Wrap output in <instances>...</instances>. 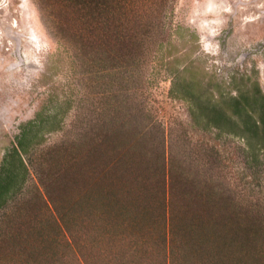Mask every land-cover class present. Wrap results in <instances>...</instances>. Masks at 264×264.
Instances as JSON below:
<instances>
[{"label": "rangeland", "instance_id": "1", "mask_svg": "<svg viewBox=\"0 0 264 264\" xmlns=\"http://www.w3.org/2000/svg\"><path fill=\"white\" fill-rule=\"evenodd\" d=\"M136 1L138 23L101 24L80 0H0V166L42 106H73L0 214V264H264V171L151 75L163 25H181L208 76L254 70L264 86V0Z\"/></svg>", "mask_w": 264, "mask_h": 264}, {"label": "trees", "instance_id": "2", "mask_svg": "<svg viewBox=\"0 0 264 264\" xmlns=\"http://www.w3.org/2000/svg\"><path fill=\"white\" fill-rule=\"evenodd\" d=\"M80 1L87 11L96 14L101 24L108 23L116 10L122 14L125 22L132 23L134 20L138 23L140 19L136 0ZM163 26L158 35L161 40H158L151 62V75L159 77L163 69L164 77L171 81L169 97L186 105L194 126L211 134L219 144L235 143L244 167L254 175L264 171V86L259 73L254 70L244 73L237 71L227 80L208 76L193 59L197 53L195 32L181 25L176 32L172 27L167 29L165 24ZM174 34L184 38L183 47L176 52L169 50L165 53L167 46L163 40ZM116 35L120 41L129 40L130 36L128 31L122 30H117ZM154 35L146 34L144 38L150 39ZM72 107L42 106L32 120L21 125L14 146L0 166V214L26 194L32 176L30 165H34L35 154L47 142L50 134L63 130L67 113ZM38 183L44 189L42 192L38 187L40 194L53 204L48 182L39 177Z\"/></svg>", "mask_w": 264, "mask_h": 264}]
</instances>
